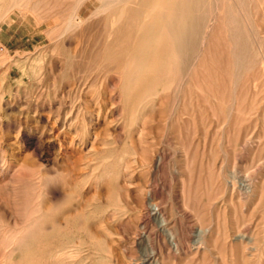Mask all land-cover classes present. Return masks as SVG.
<instances>
[{"label": "rangeland", "instance_id": "1", "mask_svg": "<svg viewBox=\"0 0 264 264\" xmlns=\"http://www.w3.org/2000/svg\"><path fill=\"white\" fill-rule=\"evenodd\" d=\"M43 1L1 23L0 264L44 231L46 264H264V0H205L188 67L134 106L97 56L115 9L51 40L69 0Z\"/></svg>", "mask_w": 264, "mask_h": 264}, {"label": "bare ground", "instance_id": "2", "mask_svg": "<svg viewBox=\"0 0 264 264\" xmlns=\"http://www.w3.org/2000/svg\"><path fill=\"white\" fill-rule=\"evenodd\" d=\"M34 1L35 0H0V35L3 31V24H1V23L5 22L7 19H9L13 12H15L16 10H21V11L27 10L26 12H28V10H29V11H32V13H36L38 11L37 5L39 6L40 3H41L40 5L45 4V3H42L43 0H36L37 2H39V4H37L35 6V4L37 2L35 1V4H34ZM87 1H89V0H69L68 3L65 5V6H67V8H65L64 10L61 9V11L55 10L56 7L52 8L54 10H52L50 8V6H48L46 8L43 7L44 11H42V13H44L45 16L47 15L48 17L54 18L57 21V23H58V21L60 22L59 24H57L55 26H51V28L48 29L51 40H56V39L60 40L61 38H63L65 36L66 33L74 31L79 26L80 23L83 24L84 19H83L82 10H83L84 6L86 5ZM91 1H92V4L95 6V10L90 15V17H92V18L94 16L100 17L98 15H100V14L103 15V12L105 13V11L109 12L112 9H115L114 10L115 13L113 12L114 13L113 15H110L106 18L108 21L110 19V27L106 33V39H105L104 47L102 48V50L100 49L97 51V56L100 57L101 55H103L104 60H106V58H107V60L111 61V63H112L111 66H114L113 68L121 73V77H123V79H124V86L126 88L125 92H124L125 103L126 104H132V105L133 104H140V103L148 100L150 96H153L154 94H156L158 92V88L161 85H164V84H167L168 86L171 84L173 85V82H175L176 79H178L177 76L179 74L176 76L175 72L177 71L179 64H182L181 70L187 68L189 65L190 61H189V58L186 57V52H188L189 50L194 48L195 37L197 36V34H199L201 32L202 27H201V25H199V19H202V17H203L202 12H203V8H204V1L205 0H94V1L91 0ZM48 2H46V4ZM59 2L62 3L65 1L63 0L62 2L61 1H59ZM59 2H57V6H58ZM49 3L51 5V2H49ZM55 4L56 3H53L52 5L56 6ZM47 5H45V6H47ZM59 6H61V4ZM51 7H53V6H51ZM47 8H50V9H47ZM60 8H62V7H60ZM40 10L41 9L39 8V11ZM42 13H40V14H42ZM45 16H44V18H45ZM97 17H95V18H97ZM203 18H205V16ZM104 19L105 18H103V20ZM100 20H101V18H100ZM94 23H95V21H94ZM97 23L99 24V22H97ZM222 24H223V22H222ZM82 27H83V25H82ZM121 28L124 29L123 38L121 37V34H120ZM100 29H101V27H100ZM81 31H82V29H81ZM100 31H103V29H101ZM99 32L96 34L94 33V35H93V38L96 39L94 42L96 47L99 45L100 41L103 38L102 37L103 34H101V36H100ZM209 33H211V31ZM213 33H214V31H213ZM217 33L219 34V32H217ZM223 36H224V34H223ZM223 36H222V38H223ZM226 38H227V36H226ZM216 41H218V39ZM210 44H212V43H210ZM217 44H219V43H217ZM229 48H230V46H229ZM229 48H228V50H229ZM213 51H214V49H213ZM217 53L218 52H216V54ZM221 54L222 53H220V55ZM233 56H235V55H233ZM95 57H96V54H95ZM222 57H223V59L227 60L229 55H228V57L226 56L227 59L224 58V56H222ZM213 59H215V58H213ZM217 62H218V60H217ZM226 63H227V61H226ZM231 64H232V61H231ZM222 65H223V62H222ZM97 68H102V67H99V65H98V67L96 66L95 69H97ZM228 69H229V67H228ZM210 77H212V76H210ZM213 77H215V76H213ZM165 80H166V82H165ZM196 80H197V78H196ZM211 80H212V78H211ZM215 82H216L215 84H217V80ZM202 83H204V82H202ZM221 84H222V82H221ZM89 86H92V85H89ZM219 86H220V84H219ZM176 89H177V87H176ZM234 101H236V100H234ZM237 102H238V100H237ZM131 110H133V109H131ZM249 189H251L250 185L247 186V191ZM41 208H40V211L38 209V212H41ZM34 215H36V214H34ZM38 218H39V219H37L38 221H36V220L35 221L37 223H39V225H41V223L45 224V220H46L45 218H48V216L45 217V216L41 215L40 217L38 216ZM28 220H30V219H28ZM47 222H49V221H47ZM25 224L28 225V221H27V223L25 222ZM31 226H33V224ZM40 227H38L40 229L37 231H40L42 229V225ZM44 230H45V228H44ZM26 231H29V230L26 229L25 232ZM53 231H55V229ZM56 231H55V233H57ZM17 232H18V234L21 233V231H20V233H19V231H17ZM25 232H24V234H25ZM41 233L45 234L46 232L45 231L40 232V233L34 232L32 237H30V235H29L27 238H24L23 242L25 244H24L23 250L27 254L24 253L22 259H20L21 260L20 263L18 262L19 264H46V262H47L46 260L48 257L49 258H56V259H57V257H59L58 256L59 253H58V250L56 248V247H58L59 243L55 248L49 247L48 244H45V246L42 250L39 249L41 252H39V253L33 252L34 251L33 248H34L35 244L43 245L42 243L43 242L45 243L46 237L44 234H41ZM21 234L23 235V233H21ZM243 237L245 238V236H243ZM16 239H18V241L21 240V239L19 240L18 237H16ZM48 240L49 239H47V241ZM18 241L16 243H19ZM12 242H13V240H12ZM98 242H100V241H98ZM13 243H15V242H13ZM16 243H15V245H16ZM15 245H14V247H16ZM21 245H22V242H21ZM52 245H53V243H52ZM35 248H38V246ZM48 250L49 251L51 250V252H49L48 254H45V252ZM260 250H261V247H260ZM262 253L264 254V248L262 250ZM7 260H9V259L7 258ZM9 262H10V260H9ZM59 262L61 263V261H59ZM13 263H15V262H13Z\"/></svg>", "mask_w": 264, "mask_h": 264}]
</instances>
